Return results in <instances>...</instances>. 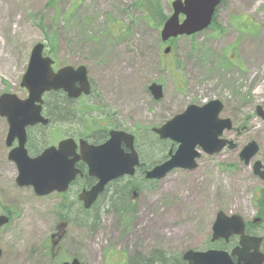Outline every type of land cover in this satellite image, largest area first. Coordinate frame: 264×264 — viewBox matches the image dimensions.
Here are the masks:
<instances>
[{"label": "rangeland", "instance_id": "1", "mask_svg": "<svg viewBox=\"0 0 264 264\" xmlns=\"http://www.w3.org/2000/svg\"><path fill=\"white\" fill-rule=\"evenodd\" d=\"M137 1L0 0V95L27 98L20 82L37 43L56 68L83 65L92 82L90 98L73 104L89 114L65 117L41 132L31 130L32 144L38 133L54 144L55 134L64 138L82 129V121L110 114L112 127L121 125L136 135L141 162L150 168L176 149L170 141L157 140L151 129L188 106L218 100L224 106L220 117L233 123L223 138L238 149L217 156L201 153L195 170H175L160 182L142 177L115 181L83 215L70 207L72 201L55 195L37 198L28 188L15 190L14 169L0 173V197L5 192L14 210L12 222L0 232V264H52L49 248L55 242L52 254L59 251L60 262L77 258L84 264H120L158 253L171 260L187 250L222 248L209 242L217 212L239 215L248 223L258 217L255 196H264V184L250 166H243L238 152L255 142V160L264 166V123L255 116V107L264 103V0H223L215 13L218 33L208 29L179 38L167 56L160 29L147 24ZM155 1L164 15L171 14L174 0ZM153 83L163 88L160 101L147 91ZM57 99L66 103L62 94L43 98L49 116L56 113L52 104ZM4 129L0 119V148ZM122 187L139 192L113 209L109 198ZM61 203L66 205L63 214L55 211ZM255 225L260 227L254 233L264 238V222Z\"/></svg>", "mask_w": 264, "mask_h": 264}, {"label": "water", "instance_id": "2", "mask_svg": "<svg viewBox=\"0 0 264 264\" xmlns=\"http://www.w3.org/2000/svg\"><path fill=\"white\" fill-rule=\"evenodd\" d=\"M220 2L221 0L174 1L171 4L172 15L160 31L161 42L167 43L182 36L190 37L207 29ZM180 15L184 17L181 23ZM43 49L42 44L33 46L20 83V87L28 93L27 99L21 101L10 94L0 96V116L6 119L8 125L7 144L13 139L18 140V149L10 154V159L17 166L16 184L32 187L38 197L48 196L53 192H65L69 183L79 173L74 168L75 159H69L75 154L74 142L63 141L57 150L51 148L38 158L29 159L24 150L25 129L38 124H48V120L41 116L44 94L62 91L68 98L77 99L90 93L85 67H64L54 72V62L49 57H43ZM169 52L170 48L164 50V54ZM148 92L155 101L162 98L160 85L151 84ZM222 110L223 105L219 101H211L202 107L191 105L160 128L153 129L152 132L160 140H170L178 147L173 155L169 153L171 157L168 161L147 171L145 179L160 181L174 169L194 170L197 166L196 160L200 158L197 149L207 156L219 154L226 146L229 150L234 149L232 142L220 139L225 131L232 128L229 119L219 118ZM256 115L264 121L261 107L256 108ZM122 144L124 149L121 148ZM257 151V145L251 142L243 148L240 159L248 165ZM80 155V159L88 167L89 175L98 181L90 191L83 192L79 197L85 209L90 208L107 184L124 176L133 177L135 169L139 166L138 155L133 148V137L122 132H110L109 140L98 148L88 147L80 142ZM253 172L264 182V171L259 162L254 163ZM6 220L0 217V227L6 224ZM232 236L239 238V247L230 254L216 250H189L183 254L182 260L186 264H264V255L260 253L261 239L245 236L241 217L218 212L212 226L211 241H228ZM232 257L236 258V262L232 261ZM70 264L80 263L75 259Z\"/></svg>", "mask_w": 264, "mask_h": 264}, {"label": "flooded vegetation", "instance_id": "3", "mask_svg": "<svg viewBox=\"0 0 264 264\" xmlns=\"http://www.w3.org/2000/svg\"><path fill=\"white\" fill-rule=\"evenodd\" d=\"M79 66H81V65H79ZM58 68H56V61H54L53 69L55 71H57ZM87 73H88V69H87ZM88 80L90 82V87H91L90 95H91L93 90H92V82H91V80L89 78V75H88ZM26 94H27V92H26ZM90 95L87 96V97L86 96H81L78 99H69V98L66 97V95H62V98H63L64 102H66L65 104L62 102V99H60V100L57 99V102H56L54 110H56L55 112L59 111L61 114H59V112H58V113H55L52 116H54L56 118V115H58V117H59V115H61V117L60 118H56V123H61V122H63V121H61V120H63V118H65V117H73L72 115H75V116L79 117V115H78L79 111L74 109L73 104L76 103V102L79 103L81 101L87 100L88 98H90ZM19 100H24V99H19ZM92 108L94 110L93 106H92ZM263 109H264V103H263ZM61 110H65V113H63V111H61ZM93 110H89V111L92 112ZM255 112H256V107H255ZM87 114H89V113H87ZM42 115L44 117L50 119V116L48 115V111H47V104L45 102L42 105ZM62 115L64 117H62ZM111 118H112V115L107 114L106 116H102L100 118H97L96 120H94V118H90V119H88V121L86 120L85 123L82 121V123L84 124V127L82 129L75 128V129H73L74 131L72 133L70 131L69 134H66L65 136L63 135L64 138H62V135L60 133H57V135L55 134L54 135V137H55L54 144L48 143L45 135H43L41 133H38L35 136V139L38 142H35L34 144H32V140H31V136H30L31 130H34V131L38 130L39 132H41L42 131L41 129H45L46 126L36 125V126H34L32 128H27L26 129V144H25V148L24 149H25V151H26V153H27L29 158L39 157L46 150H48L50 148L58 149L60 142H62L64 140L70 139V140H72L74 142L73 147L75 148V150H74L75 154L73 156H70L69 159H75L74 168L79 173L76 175L75 179L69 183V185H68V187H67V189H66V191L64 193L55 192V193H52L49 196L55 195V196H57V198L59 200L72 201L71 203H69L70 207L76 206L79 209V211L85 212V210L82 207L83 206L82 202L79 200V197H80V195L83 192L90 191V189L96 184V180L89 175L87 165L80 159L81 158V155H80V142L85 143L88 147L98 148L100 146H103L109 140L110 132L114 131V132L127 133L123 129V127L121 125H118V126L113 125V127H112L111 126ZM0 119L3 121L4 127H5V129H4V138L2 139V146L0 148V173L3 175L4 173L10 172L11 169H14L15 170L14 171V175H15V173H17V166H16V163L13 160L10 159V157H11L10 154L14 150L18 149L17 148L18 147V140L17 139H13V140H11L9 145L7 144V135H8L7 121H6V119L4 117H1V116H0ZM231 123H232V121H231ZM79 124H81V123H79V121H77V125H79ZM232 130H233V123H232V128H231L230 131H232ZM230 131H228V132H230ZM131 135L134 136V148H138L136 146V137H135L136 135H134V134H131ZM233 144L235 145L234 149H232V150H229L227 148H225V149H227L229 151H236L238 149V146H237V144L235 142H233ZM121 148L124 149L125 146L122 144ZM172 149H174V148H172ZM242 150H243V147L238 152L239 161L243 164V166H246V167L250 166L251 167V171H252V175L254 177L258 178L259 180H261L259 177L255 176L254 172H253L254 163L255 162H259V161L255 160L257 155H258V153H259V148H258V151H257L255 157L253 158L252 161H250V163L248 165H245L243 163V161L240 159V154H241ZM172 151H174V150H172ZM259 163L262 166V171H264L263 164L261 162H259ZM144 171L145 170H143V166H141V167L139 166L138 169L136 170L135 177H139V178H141L142 176L144 177ZM181 171H183V170H181ZM184 172H191V171L184 170ZM133 178L124 177V178H121L119 180H122V179H133ZM13 185H14V189L15 190L16 189L17 190H23V189H26V188L32 189L29 186L28 187L18 186L16 184V176L13 179ZM32 192L36 196V194L34 193L33 189H32ZM104 192H105V190H104ZM49 196H45V197H37L36 196V197L45 199V198H48ZM255 197L257 199L256 204L258 206L257 207V216L258 217L256 219H254L253 222H251V223H248V222L244 221L245 222V224H244V226H245V236H248V237H251V238H253V237L260 238L261 239L260 252H261L262 255H264V238L263 237H258L257 234L254 233V228L255 227H260V226H256L255 224L256 223H260L262 221L264 222V205H262V206L258 205L259 204L258 201L260 200L259 199L260 198V194H256ZM7 202H8L7 195L4 192L2 194V198L0 197V217H5L7 219L6 220L7 222L2 227H0V232L3 231V229H5V227H6V229L8 228L10 222H12V217H13L12 215L14 214V210H12L13 207L11 205H8ZM260 204H262V202ZM93 206L94 205H92L91 208H93ZM56 207L57 208L55 209V211L58 212L60 210L59 214H63V211L66 208V205L64 203H61L60 205H58ZM86 212H88V211H86ZM62 225L64 226V224H61V225L58 226V229H61L63 227ZM53 237H56L57 239L60 238L59 236H53ZM211 240H212V227H211V234H210L209 242L211 244H217V245L220 244V245H222V248H220V249H212V250L224 251V252L230 254L233 250H235L236 248L239 247V238L237 236L230 237L228 239V241L218 240V241L212 242ZM231 242H235V244L231 243ZM56 245H57V243L55 242L52 245V247L49 248L50 252H51V255L49 256V259L51 260L52 264L70 263V262H72L75 259L77 261H79V263L82 262V261L78 260L77 258H73V259H71L70 261H67V262L66 261L65 262H60V259L58 257H56V255H55V254H58L59 251L57 253H55V254H52L53 250L57 249V248H54ZM207 250H210V249H207ZM0 252H1V258H2L3 252H2L1 249H0ZM1 258H0V260H1ZM232 261L236 262V258L232 257Z\"/></svg>", "mask_w": 264, "mask_h": 264}, {"label": "trees", "instance_id": "4", "mask_svg": "<svg viewBox=\"0 0 264 264\" xmlns=\"http://www.w3.org/2000/svg\"><path fill=\"white\" fill-rule=\"evenodd\" d=\"M137 5H138V8L144 14V18L150 27H153L156 29L161 28V26L163 25V23L166 20V16L163 14V12L159 6V3L157 1H155V0H138ZM219 28L220 27H218V25L215 24V22H214L212 29H215L214 31L218 33L217 30ZM56 102H57V100H55L54 104H52V108H53L52 111L53 112L56 111V110H54ZM47 111H49V109H47ZM61 111H65V110H61ZM56 113H58V112H56ZM63 113H65V112H63ZM79 114L82 117L83 115H85L87 113L85 111H81V112H79ZM60 117H61V115H59V117H58V115H56V118H60ZM62 117H64V116L62 115ZM56 118L54 116L50 115L51 123L56 122ZM151 145H152V147H154V144H151ZM132 190L130 191V187L129 188L122 187V188L118 189V193L115 192V194H114V191H115L114 190L113 195H115V196H112L109 198V200L112 199L111 200L112 208L115 209L114 206L123 207L125 204H127L129 198H131L130 195L132 193ZM262 198H259L260 199L258 201L259 204L262 202V200H263ZM255 201L257 202L256 198H255ZM80 213L83 215L82 211H80ZM82 215H80V216H82ZM128 264H182V262H181V259L179 257H175V258H172L171 260H168V258H165V256L163 254L158 253V254L154 255L153 257H150V258H132L131 260H128Z\"/></svg>", "mask_w": 264, "mask_h": 264}]
</instances>
